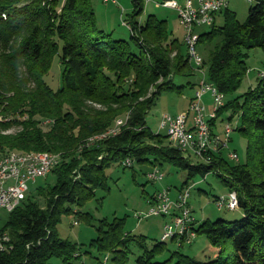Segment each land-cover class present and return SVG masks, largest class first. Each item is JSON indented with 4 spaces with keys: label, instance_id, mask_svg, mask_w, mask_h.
<instances>
[{
    "label": "trees",
    "instance_id": "trees-1",
    "mask_svg": "<svg viewBox=\"0 0 264 264\" xmlns=\"http://www.w3.org/2000/svg\"><path fill=\"white\" fill-rule=\"evenodd\" d=\"M132 8L133 15L142 13L143 0H132ZM220 13L225 24L196 34L197 47L206 55L201 68H206L207 81L223 98L231 97L210 121L212 133L223 134L216 121L224 111L232 110L226 122L230 126L238 115L237 124L248 141V159L241 165L229 163L223 156L228 149L223 148L194 163L192 155L175 148L167 135L147 126L146 115L159 95L183 87L174 83L175 76H195L200 68L183 55L176 40L168 39L164 21L149 16L143 25L130 16L129 23L123 22L130 40L112 39L96 25L94 0H0V153L60 156L50 172L55 185L40 192L43 207L26 195L8 212L0 230L11 236L13 248L0 252V264H72L81 254L76 243L58 234L62 214L84 207L97 189L108 190L104 169L126 159L130 166L123 164L129 167L137 163L162 171L168 165L186 171L184 186L214 173L236 196L241 216L207 220L197 230L193 226L214 245L229 239L231 262H197L178 250L164 262H155L166 240L149 250L144 236L125 230V218L100 221L95 247L111 253L113 264L126 263L131 245L144 251L136 264H172L173 256L174 264H264V77L232 97L249 72V50L260 48L264 55V0L254 1L244 24L227 8ZM56 53L62 65L61 85L53 90L44 77ZM114 126L113 134L87 143ZM11 127L18 129L5 133ZM151 200L155 203V197ZM76 213L89 220L88 213Z\"/></svg>",
    "mask_w": 264,
    "mask_h": 264
},
{
    "label": "rangeland",
    "instance_id": "rangeland-1",
    "mask_svg": "<svg viewBox=\"0 0 264 264\" xmlns=\"http://www.w3.org/2000/svg\"><path fill=\"white\" fill-rule=\"evenodd\" d=\"M163 0H143V11L139 15H133L132 0H118V6L112 3H105L102 0H94V11L97 27L107 34H110L112 39L130 40L131 32L125 23L130 22V16L134 21L145 25L149 16H152L156 21H164V26L167 30L169 40H176L179 44L183 55H187V47L185 44V28L180 24L178 14L174 9L163 7ZM184 2V0H179ZM253 2L247 0H228L230 13L235 14L237 20L242 24L247 22L248 13ZM223 13V12H222ZM215 27H220L225 24V15L221 14L216 17V22L208 26L194 27V32L198 34L207 33ZM196 34L194 35L196 37ZM218 41V39L216 40ZM198 48V53L205 58L201 47ZM203 61L200 62V68ZM247 66L249 72L244 77L238 90L232 95L237 97L245 93L249 87L257 82L258 73L264 70V55L260 48H253L248 52ZM62 65L60 63L59 53L53 56L52 64L49 72L45 75L44 80L53 90H57L61 85ZM201 74L207 75L206 68L203 66ZM198 75V73H197ZM197 75L188 77L175 76L174 83L182 88L163 92L159 95L155 104L151 107L146 115L147 126L155 133L166 136V128L160 127V121L164 114L175 116L180 112H186L189 107V100L198 88ZM222 96V95H220ZM223 98V96L221 97ZM230 96L221 99L227 103ZM211 106H214V99H211L209 93L203 97ZM232 110L227 109L216 121L219 132L222 133L224 124L230 116ZM231 122V127L234 129L230 135L228 150H224L223 156L231 164H245L248 159L247 154V136L241 131L240 122L237 124L238 115H235ZM1 120V116H0ZM44 124H46L44 122ZM210 124V123H209ZM18 127H11L5 133H13ZM116 129L109 128L104 134ZM102 134V133H101ZM97 137V135L89 137L88 140ZM85 143V142H84ZM16 151V150H15ZM235 151L238 155V161H232L228 158V152ZM10 152V151H9ZM14 152V150L12 151ZM21 152V151H19ZM30 153L34 151H23L21 153ZM39 153V152H38ZM49 153V152H46ZM56 160L60 159L59 154ZM254 155V154H253ZM58 157V158H57ZM255 159V155L253 160ZM191 160L196 163L199 158L192 155ZM152 168V167H151ZM150 170L148 165H139L133 163L131 167L125 166L121 162H111L105 169L104 174L107 179L108 190L97 189L94 199L86 203L84 207H72L73 213L62 214L60 222L56 228L60 238L76 243L79 247V258L73 259L72 264H113L112 254L103 253L96 249L95 240L97 239V228L100 221L112 222L115 218H125V230L131 235L144 236L146 246L150 250L154 245L161 241V236L164 233L165 221L163 217L150 216L143 217L149 209V201L155 197L158 190L170 188L169 196L171 199L176 198L178 190L187 178V172L168 165L163 167L164 178L161 181H151L147 177V172ZM56 177L50 173L46 176L37 178L34 182L29 183L27 195L32 201L37 202L41 207L44 205V199L40 196V192L47 190L49 186H54ZM162 186H165L162 188ZM190 188V196L188 204L192 210L194 220V228L197 230L204 221H215L223 219L233 221L241 216V210L228 209L225 205L220 206L217 202L221 199L229 198V189L224 187L219 177L214 173H209L205 177H195L191 179L188 185ZM88 213V217L78 215L76 211ZM9 217V213L0 208V228L4 227ZM76 222V223H75ZM169 237L165 242V250L154 257L155 262H164L174 252L192 258L197 262H207L215 259H220L223 262H231L233 260V249L230 240L222 242L220 245H214L206 233H197L191 244H183L180 248L176 242ZM144 254V251L139 249L137 245L130 246L128 259L125 264H136L137 259ZM107 257V258H106ZM171 263L177 261V256H173Z\"/></svg>",
    "mask_w": 264,
    "mask_h": 264
},
{
    "label": "built area",
    "instance_id": "built-area-1",
    "mask_svg": "<svg viewBox=\"0 0 264 264\" xmlns=\"http://www.w3.org/2000/svg\"><path fill=\"white\" fill-rule=\"evenodd\" d=\"M247 1L253 2V0ZM103 2L118 6V0H103ZM160 4L177 12L180 24L186 31L184 40L188 57L194 66L200 67V61L203 59L198 53L197 45H191V38H194L196 34L194 27L212 25L215 14L228 7V0H184L183 3H179L178 0H163ZM202 70L203 68L196 69L199 77L198 88L194 92L188 110L175 116L164 114L160 121V127L166 128V135L175 148L186 155H194L198 158L200 154H206V151L216 153L220 148L228 149L230 135L233 131L230 124L225 123L222 135L212 133V130L211 133H203L204 123H210L216 117L217 111L224 105L218 101L219 92L216 91V87L207 81L205 73H200ZM263 75L264 70L258 73L259 77ZM206 93L214 99V106H211L208 111L207 105L203 102ZM111 134L113 132L101 135L99 139ZM199 138H208L209 147L200 148ZM228 157L233 161L238 160V155L234 151H229ZM59 161L60 159L44 162V158L40 156L32 160L17 159V157L0 159V208H4L7 212L14 210L26 198L29 183L49 174L59 164ZM123 163H129L130 166V159L124 160ZM146 174L149 180L155 182L164 178V173L157 167H152ZM170 190V188L159 190L155 196V203L142 215V218L169 216L170 220L164 224L161 239H169L170 233L180 234V241L176 242V245L182 247L184 243L191 244L197 234L187 232V225L195 220L188 204L190 188L181 187L174 199L169 196ZM235 200L236 196L229 193L228 201L217 203L219 207L225 205L228 209L234 210ZM12 248L11 236L6 231L0 230V252L8 253Z\"/></svg>",
    "mask_w": 264,
    "mask_h": 264
},
{
    "label": "bare ground",
    "instance_id": "bare-ground-1",
    "mask_svg": "<svg viewBox=\"0 0 264 264\" xmlns=\"http://www.w3.org/2000/svg\"><path fill=\"white\" fill-rule=\"evenodd\" d=\"M191 45H197V38L195 36H194V38H191ZM262 77H264V75ZM216 91H218V90H216ZM221 97L222 96H220V94H218V101H221V99H223ZM221 103L224 105V102L221 101ZM120 122H122V121L121 120L117 121V123H120ZM112 132L114 133L115 131L112 130L109 133H112ZM203 133H211V126L209 123H204ZM106 134H108V133H106ZM102 135H105V134H102ZM100 137H101V135H97V137H95V138L99 139ZM199 146H200V148L209 147V139L208 138H199ZM21 152H23V151H21ZM21 152L14 150V152L10 151V152L4 153V154L0 153V159H10L11 157H17V159L32 160V159H37L40 156V158H44V162H51L53 160H56L55 157L57 156L56 155L54 157V156H52V154L46 153V152H39V153L38 152L21 153ZM208 152L209 151H206V154ZM212 152H214V151H212ZM206 154H200L199 157H201L203 159L206 156ZM126 165H129V163H126ZM189 188H191V187H189ZM228 200H229V198L228 199H221V202H225ZM236 205H237V203L235 200V207H236ZM193 226H194L193 222H191L189 225H187V232H195ZM169 237L178 239V241H180V234L170 233ZM161 240H166V239H161Z\"/></svg>",
    "mask_w": 264,
    "mask_h": 264
},
{
    "label": "crops",
    "instance_id": "crops-1",
    "mask_svg": "<svg viewBox=\"0 0 264 264\" xmlns=\"http://www.w3.org/2000/svg\"><path fill=\"white\" fill-rule=\"evenodd\" d=\"M178 2H179V3H183V2H180L179 0H178ZM159 4H160V3H159ZM195 5H196V2H195ZM227 9H229V2H228V7H227ZM219 15H221L220 12H218V13L215 14V16H214V22H216V17L219 16ZM193 95H194V94H193ZM192 97H193V96H192ZM192 97H191V98H192ZM191 98H190L189 101H191ZM203 102H204L205 105H207V106H206V107H207V111L210 110L211 105H210L209 103H207L206 100H204ZM189 103H190V102H189ZM182 112H184V111H182ZM182 112H180V113H182ZM150 169H151V166H150ZM163 173H164V172H163ZM163 187H165V186H162V188H163ZM158 191H159V190H158ZM158 191H157V192H158ZM147 202H148V204H149L150 206L154 203L152 200H151V201H147ZM150 206H149V207H150ZM165 219H166V218H164V220H165Z\"/></svg>",
    "mask_w": 264,
    "mask_h": 264
}]
</instances>
